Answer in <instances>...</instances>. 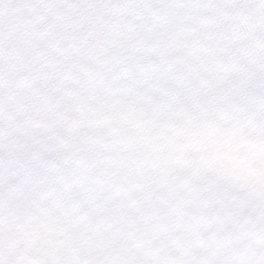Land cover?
Instances as JSON below:
<instances>
[{"label":"snow or ice","instance_id":"snow-or-ice-1","mask_svg":"<svg viewBox=\"0 0 264 264\" xmlns=\"http://www.w3.org/2000/svg\"><path fill=\"white\" fill-rule=\"evenodd\" d=\"M0 264H264V0H0Z\"/></svg>","mask_w":264,"mask_h":264}]
</instances>
